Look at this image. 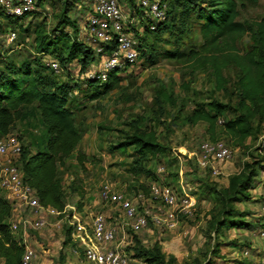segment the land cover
<instances>
[{
	"label": "trees",
	"instance_id": "1",
	"mask_svg": "<svg viewBox=\"0 0 264 264\" xmlns=\"http://www.w3.org/2000/svg\"><path fill=\"white\" fill-rule=\"evenodd\" d=\"M60 1L61 8L54 14V27L48 29V20L43 19L33 30L34 49L39 57H25L21 61L8 59L10 56L6 55L7 50L3 52L5 43L2 41L10 30L17 32L16 42L20 35L29 34L31 25L25 26L23 22L29 15L14 17L0 10V133L7 136L17 120L33 118L38 121L43 128L40 135L29 132L30 140H26L22 134L17 136L21 138L22 151L15 162L23 179L36 190L42 204L64 210L66 195L60 167L77 150L82 133L71 107L70 85L61 82L54 75L55 69L49 61H44V57L52 56V60L66 68L73 63L79 66L83 77L71 87L89 92L88 97L91 99L117 89L123 72L128 69L110 71L106 81L89 78L87 74L90 69H95L99 57L81 34L83 35L89 15L93 12L95 0L90 6H84L82 0ZM47 2L48 0H37V5L42 7ZM119 2L129 8L126 11L120 3L123 11L130 13V17L137 14L140 16L136 24L131 25L133 34L138 37L140 60L137 64L155 60L154 46L149 44L153 34L160 36L179 23V33L182 35L189 25L192 27L198 23L203 39L198 48L188 47V51L167 49L164 53L188 64L195 71H211L215 88L220 92L227 90L230 82L225 72L230 67H235L237 78L233 85L237 90V99L235 104L218 98L194 104L186 121L192 125L206 122L211 132L210 140L215 141L220 140L216 129L223 120V130L231 144L234 147L250 148L246 145L247 140L251 137L258 138L263 133L264 124V15L252 24L242 22L238 17L240 5L247 2L257 4L258 0H162L166 5V18L160 21L149 16L143 17L145 11L138 4L139 0ZM77 6L88 10L85 11L83 21L72 15ZM38 13L36 10L31 15ZM151 24H155L154 29ZM247 34L251 37V47L242 52L238 42ZM155 104L153 114L158 121L165 117L173 119L176 117L174 111L183 109L173 90L163 85L156 89ZM121 132L114 148H132L134 154L141 159L158 158L169 150L159 139L156 129L152 125L141 128L139 120L132 121L131 129ZM78 159L83 163L85 155L79 154ZM261 161H264V157L245 161L243 167L230 176L228 185L218 186L216 194L221 205L211 212L209 219V227L215 233L216 246L219 235L225 229L250 228L253 225L245 219L250 212L240 211L236 204L252 199L251 191L260 182L257 179L260 171H264V163ZM144 174L149 179L152 178V181L158 180L150 169H145ZM132 188L149 194V184L145 182ZM72 189L78 191L80 188L73 185ZM79 194L83 195L84 192L81 190ZM77 206L83 207L82 202L79 201ZM12 216V202L0 187V264H22L25 246L21 232L15 233L11 229ZM260 225L264 227V223ZM64 234V244L71 243L75 246L70 228L65 226ZM129 250L133 253H130L131 259H142L147 264H176V258L167 257L159 242L145 247L137 234H134V244ZM212 251L217 252L218 247H213ZM207 264H212V261Z\"/></svg>",
	"mask_w": 264,
	"mask_h": 264
},
{
	"label": "rangeland",
	"instance_id": "2",
	"mask_svg": "<svg viewBox=\"0 0 264 264\" xmlns=\"http://www.w3.org/2000/svg\"><path fill=\"white\" fill-rule=\"evenodd\" d=\"M83 5L90 6L93 0H82ZM121 3V2H120ZM126 11L129 8L123 3ZM61 8L60 0H48L40 7L38 14L25 18L24 25H31V32L19 36L10 43L3 41L7 54L16 61L23 58L39 57L34 49L35 34L33 30L43 19L48 20V29L56 24L54 14ZM88 9V8H87ZM88 10L82 7L72 12V15L83 21ZM130 14V13H129ZM264 15V0H258L257 4L250 2L240 5L238 20L252 24ZM176 31V33H174ZM180 32L179 23L160 36L152 35L149 41L156 52L155 60H147L144 64H137L133 68L125 70L121 77L120 86L109 94H103L97 99L88 97L89 92L76 89L75 82H80L83 74L75 63L68 66H60L54 75L61 81L70 85V102L76 114L77 126L82 133V139L74 154L67 158L65 164L60 167L63 179V187L66 195L68 210L77 208V203L82 202V211H103L108 216L117 217L121 214L117 205L101 200L102 185L106 182L113 183L124 191L128 197L135 199L141 189H134V185L145 182L150 184L152 178L145 176V169L155 173L158 182L181 187V184L189 191L194 201L193 213L188 217H180V223L174 229L155 225L152 221L148 227L136 233L145 247L159 242L167 257L174 256L176 264H259L264 249V243L260 235L262 217V204L259 195L260 182L264 180V171H260L257 179L260 181L252 192V199L239 202L236 207L240 211H248L245 219L253 223L250 228H228L218 238L216 246L215 233L209 227L211 212L220 208V198L216 191L218 186L228 185L230 176L238 172L245 161L264 157V124L263 133L258 138L251 137L246 145L250 148L234 147L224 133L223 120L216 129L218 139L233 150L230 160L220 165V174L214 175L210 169L200 167L192 152L199 149L203 141L210 140L209 125L199 122L195 125L186 121V116L192 111L194 104L211 101L218 98L223 102L235 104L237 90L234 82L237 78V69L230 67L225 75L229 82L228 89L218 91L211 71H195L188 64L168 57L164 51L167 49H180L188 51V47L198 48L203 39L199 33L198 23L190 25L185 32ZM83 33V32H82ZM82 38L87 39L81 34ZM20 42V44H18ZM251 37L247 34L239 40L238 46L242 52L251 47ZM19 46V48H17ZM12 49H9V48ZM52 56H45L44 61H54ZM3 63L5 60H2ZM43 61V60H42ZM143 63V62H142ZM171 88L175 97L182 103L181 111L175 110L176 117H165L160 121L155 120L156 89L160 86ZM141 120L140 121V119ZM139 120L141 128L152 125L159 139L165 143L169 150L158 158L141 159L132 148L127 150L115 149L114 145L122 135L121 130L131 129V122ZM42 126L36 119L17 120L7 135L20 134L30 140L32 135H40ZM6 135H1L0 138ZM21 141V138H19ZM22 142V141H21ZM85 155L84 162L79 161V154ZM264 163V161H261ZM73 185L80 191H74ZM131 187V189H130ZM149 204V202H148ZM20 210L15 212L11 221H16ZM49 225L40 230H30L28 242L37 253L35 264H83L81 257L74 252L71 243L64 244V229L55 225L56 217H48ZM213 247H218L213 252ZM131 254H133L131 252ZM130 254V255H131ZM132 264H147L142 259L132 258Z\"/></svg>",
	"mask_w": 264,
	"mask_h": 264
},
{
	"label": "built area",
	"instance_id": "3",
	"mask_svg": "<svg viewBox=\"0 0 264 264\" xmlns=\"http://www.w3.org/2000/svg\"><path fill=\"white\" fill-rule=\"evenodd\" d=\"M138 4L144 8L143 17L158 21L166 18V5L162 0H139ZM37 8V0H0V10L14 17L31 15ZM139 17L138 14L130 17L125 13L119 0H95L93 12L83 30L87 42L99 57L95 69H90L87 74L89 78L106 81L110 71H124L139 62L138 37L131 30V25L136 24ZM151 28L154 29L155 24H151ZM16 39L15 30L6 34L10 43ZM48 63L55 71L61 68L55 60ZM21 151L22 145L16 135L0 138V187L12 202L13 215L20 210L18 219L11 221V229L22 235L25 246L22 264H35L37 253L28 242L29 231L48 226V217L58 218L56 226L70 228L74 252L81 257L83 264H132L129 247L134 244V234L148 227L151 221L174 229L180 223V217L193 213L195 203L183 184L178 188L158 181L149 184V194L140 190L135 199L113 183H104L101 200L117 205L122 212L113 218L103 211H82L83 207L78 206L68 210L65 205L64 210H60L44 205L34 187L23 179L15 162ZM192 154L200 167L219 175L220 165L232 158L233 150L222 140H206ZM259 195L264 219V180L260 182ZM260 235L264 243V227ZM259 264H264V249Z\"/></svg>",
	"mask_w": 264,
	"mask_h": 264
}]
</instances>
